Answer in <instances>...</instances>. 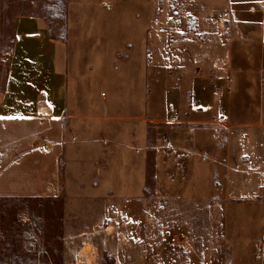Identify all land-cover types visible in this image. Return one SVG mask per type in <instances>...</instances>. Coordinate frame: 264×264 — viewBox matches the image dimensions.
I'll return each mask as SVG.
<instances>
[{
	"label": "crops",
	"instance_id": "obj_1",
	"mask_svg": "<svg viewBox=\"0 0 264 264\" xmlns=\"http://www.w3.org/2000/svg\"><path fill=\"white\" fill-rule=\"evenodd\" d=\"M112 4L113 7L101 1L69 4L63 42L51 35L41 17L21 16L17 20L6 85L0 92V174L14 161L20 162L23 155H32L23 171L28 180L42 181V185L26 196L58 197L64 183L66 198L77 202L78 211L74 213L95 216L97 221L88 224L89 230L105 231L107 236L117 238L120 249L124 245L120 230L129 228L135 210L153 232L167 230L168 264H194L191 248L198 246L197 241L201 248L215 247L200 253L198 264L214 263L216 249L227 245L234 255L247 256L246 260L239 257L236 264H264V182L257 184L254 180L256 171L249 167L250 149L245 151L246 158L241 156L246 161L241 164L244 168L239 167L231 138L220 144L219 129L208 126L217 123L232 130L228 122V81L224 76L214 79L199 73L192 80L188 96L183 87L173 85L167 89L163 116L149 112L157 101L147 87L145 59L146 66L156 65L157 51L144 50L140 45L145 35L138 28L144 19L134 17L129 21L117 0ZM72 9H77V15L87 9L93 17L106 19L109 42L114 41L108 58L110 71L124 74L126 80L129 70L138 78L136 98L132 90L126 91L120 102L104 92L94 94L79 77L70 97L68 45ZM129 41L135 42L133 48H129ZM106 60L105 56L99 61L103 68ZM96 63L92 60L86 68L95 69ZM150 91L152 94L154 89ZM210 112H216L219 120H209ZM164 125H168L167 129L162 128ZM151 129L155 130V141L150 139ZM209 135L213 141L217 137L216 142H210ZM27 139L32 140L26 143ZM36 142L46 151L35 153L32 144ZM44 144L49 147L45 149ZM9 152H13L12 161L5 163ZM1 188L0 195H5ZM84 202L88 210L81 212ZM97 202L100 211L93 208ZM164 217L168 218L166 226L161 225ZM83 237L75 264H90L91 257H96L93 251L85 252L86 245L92 246L88 242L91 233ZM180 247L186 254L177 259ZM159 252L158 249L154 254ZM115 260L116 264H130L122 257Z\"/></svg>",
	"mask_w": 264,
	"mask_h": 264
},
{
	"label": "rangeland",
	"instance_id": "obj_2",
	"mask_svg": "<svg viewBox=\"0 0 264 264\" xmlns=\"http://www.w3.org/2000/svg\"><path fill=\"white\" fill-rule=\"evenodd\" d=\"M100 1L113 7L114 0H0V92L6 85L19 17H41L51 34L63 42L67 36L69 4ZM117 2L126 18L129 17V21L134 17L144 19L143 25L138 28L139 33L143 30L145 35L140 45L144 50L157 51L154 54L157 57L156 65L146 66L148 60L145 59L144 75L147 87L151 97L157 101L148 109L149 112L151 110L155 115H164L166 91L173 85L183 87L188 96L195 75L200 73L214 79L216 76H224L231 92V114L228 122L232 130L220 127L217 123L208 126L219 129L217 135L220 144L231 138L232 149L239 157V167L244 168L241 164L246 161L241 156L246 158L245 151L250 149L252 164L249 167L256 171L253 174L255 182L263 184L264 0ZM101 10L106 11L103 7ZM76 11L77 9H72L69 17L70 97L75 93L76 80L79 77L80 82L89 84L94 94L104 92L111 100L115 98L120 102L123 94L132 90L136 98L140 89L138 78L132 76L129 70H126V80L123 79L124 74L110 71L108 58L114 41L109 42L106 19L93 17L87 9L78 15ZM129 42V48H133L135 42ZM115 45H119L118 41ZM61 46L65 49L62 43ZM105 56L107 65L103 68L99 61ZM92 60L97 63L96 68L91 70L86 65ZM152 82L157 85H152ZM153 89L152 95L150 90ZM207 117L209 120L218 119L216 112L208 113ZM167 126L162 128L167 129ZM162 133L167 137L166 130ZM16 137L20 138L18 135ZM208 138L210 142L217 139L216 137L213 141L212 135ZM150 139L156 140L154 129L150 131ZM31 140L27 139L26 143ZM38 145L40 142L32 144L35 153L46 151ZM20 153L22 150L16 152L15 156ZM12 154L13 152H9L3 162L12 161ZM31 158L30 154L23 155L20 162L14 161L0 174V186L3 187L1 191L5 193L0 195V264H75V253L86 233H91L88 242L92 246L86 245L85 252L93 251L96 256L95 259L91 257L90 264H116L115 258L118 257L130 264H150L142 263L143 259L153 262L160 260L159 264H168L167 230L153 232L135 210L129 221V228L120 230L119 237L124 242L120 249L117 238L107 236L105 231L89 230L88 226L97 221L95 216L74 213L75 210L78 211L75 208L77 202L66 198L64 183L61 184L62 193L58 197L26 196L42 185V181L28 180L23 171ZM148 160L151 172L153 155ZM210 162L208 160L206 164L209 165ZM150 185L152 186L151 183ZM82 207L81 212L87 211V202ZM93 208L100 211V203L97 202ZM198 219L197 215L196 222ZM167 223L168 218L164 217L161 225L166 226ZM155 241L159 242L158 246L153 245L152 242ZM199 244L191 248L193 255L190 258L194 264H198L196 261L199 260L200 253L215 250V247L210 246L201 248ZM93 245L95 248H92ZM158 249L159 254H154ZM183 249L178 248L177 259L184 258L186 253ZM216 250V261L212 264H236L235 260L239 257L240 260L247 259V256L234 255L229 245Z\"/></svg>",
	"mask_w": 264,
	"mask_h": 264
},
{
	"label": "built area",
	"instance_id": "obj_3",
	"mask_svg": "<svg viewBox=\"0 0 264 264\" xmlns=\"http://www.w3.org/2000/svg\"><path fill=\"white\" fill-rule=\"evenodd\" d=\"M43 147H44L45 149H47V148L49 147V145H48V144H44ZM17 160L19 161L20 158L18 157Z\"/></svg>",
	"mask_w": 264,
	"mask_h": 264
},
{
	"label": "trees",
	"instance_id": "obj_4",
	"mask_svg": "<svg viewBox=\"0 0 264 264\" xmlns=\"http://www.w3.org/2000/svg\"><path fill=\"white\" fill-rule=\"evenodd\" d=\"M51 33V32H50ZM52 35V34H51ZM53 36V35H52ZM54 37V36H53ZM55 38V37H54ZM3 199H7V198H3Z\"/></svg>",
	"mask_w": 264,
	"mask_h": 264
}]
</instances>
